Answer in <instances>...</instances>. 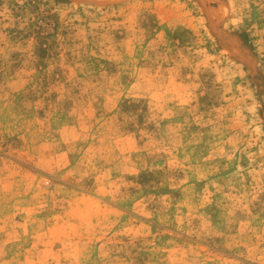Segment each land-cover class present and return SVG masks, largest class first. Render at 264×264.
Masks as SVG:
<instances>
[{
	"label": "rangeland",
	"instance_id": "rangeland-1",
	"mask_svg": "<svg viewBox=\"0 0 264 264\" xmlns=\"http://www.w3.org/2000/svg\"><path fill=\"white\" fill-rule=\"evenodd\" d=\"M0 264H264V0H0Z\"/></svg>",
	"mask_w": 264,
	"mask_h": 264
}]
</instances>
